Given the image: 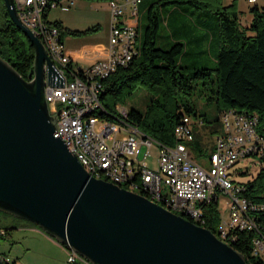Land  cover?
Returning a JSON list of instances; mask_svg holds the SVG:
<instances>
[{
    "label": "water",
    "instance_id": "95a60500",
    "mask_svg": "<svg viewBox=\"0 0 264 264\" xmlns=\"http://www.w3.org/2000/svg\"><path fill=\"white\" fill-rule=\"evenodd\" d=\"M4 3L33 42L35 60L27 79L0 54V210L95 264H249L186 213L86 169L57 131L46 98V85L64 86L65 78L16 0ZM8 256L0 253V264H9Z\"/></svg>",
    "mask_w": 264,
    "mask_h": 264
},
{
    "label": "built area",
    "instance_id": "2783aa9c",
    "mask_svg": "<svg viewBox=\"0 0 264 264\" xmlns=\"http://www.w3.org/2000/svg\"><path fill=\"white\" fill-rule=\"evenodd\" d=\"M141 1L109 0V55L84 68L83 75L71 77L67 71L71 58L64 52L59 27L44 16L47 8L59 5V0H16L22 20L40 37L65 78L64 86L47 84L45 91L50 111L57 117V131L86 169L96 177L142 193L197 221L203 220L204 204L224 191L229 195L230 219L228 226L221 225L220 234L226 236L232 227L256 229L250 214L251 202L239 195L242 186L229 170L242 158L264 154V134L259 130L256 112L234 107L225 110L221 115L220 130L208 156L205 154L202 160L195 155L189 143L195 139L196 133V122L190 115H185L174 128L177 142L167 145L145 135L133 124H121L95 112L101 105L103 80L118 67L127 64L137 50L139 29L135 15ZM118 110L126 116L128 107L118 105ZM122 129L127 133L119 138L118 133ZM155 143L160 152L158 168L152 169L147 158L151 156L150 149ZM143 148L145 152L141 158ZM6 231L0 227V234H6ZM67 252L70 263L95 264L70 246H67ZM253 253L264 255L263 237L255 238ZM6 259L9 264H17L13 263L11 256Z\"/></svg>",
    "mask_w": 264,
    "mask_h": 264
},
{
    "label": "trees",
    "instance_id": "16d2710c",
    "mask_svg": "<svg viewBox=\"0 0 264 264\" xmlns=\"http://www.w3.org/2000/svg\"><path fill=\"white\" fill-rule=\"evenodd\" d=\"M148 1L142 45H137L136 52L127 64L118 67L103 80L101 105L95 112L121 124H133L145 135L152 136L162 144H175L177 136L174 128L183 117L192 116V113L200 116L193 92L197 88L198 80L203 78L205 89L211 91L208 99L214 101L220 112L217 119L220 127L222 113L234 107L256 112L259 117V130L264 134V4H254L251 7L253 14L250 22L243 25L236 0L230 3H224V0ZM182 4L217 15L219 51L216 67L183 66L179 57L185 52V43L181 40H175L169 47L157 46L162 10L167 6ZM49 11L47 8L44 12L45 18ZM206 14L209 15L207 12ZM54 24L59 27L61 42L65 32L75 35L85 32L64 27L60 20H55ZM0 54L25 78L32 77L34 44L12 20L4 0H0ZM67 71L71 77L84 74V68L73 64L72 60L67 66ZM140 85L153 89L154 95L151 96L147 109L143 111L131 106L128 107L127 115H122L118 110L121 94L132 93L133 88ZM206 122H209L206 116L196 121L195 139L189 142L198 157H203L210 149L204 146L199 133V124ZM220 127L216 128V132ZM260 165L259 171L252 179L236 180L242 186L239 195L251 202L250 214L257 225L256 229L232 227L226 236H222L218 193L210 202L204 204L203 220L197 221L187 216L211 228L219 237L231 243L246 255L249 264H264V255L253 253L255 238H264V154L260 157ZM232 172L242 174L246 171L235 167ZM5 228L8 234L9 229Z\"/></svg>",
    "mask_w": 264,
    "mask_h": 264
},
{
    "label": "rangeland",
    "instance_id": "374dc122",
    "mask_svg": "<svg viewBox=\"0 0 264 264\" xmlns=\"http://www.w3.org/2000/svg\"><path fill=\"white\" fill-rule=\"evenodd\" d=\"M232 1L233 0H224V3H230ZM236 1L241 17V23L243 25L248 24L252 18L253 13L251 11V7L256 3H258V5L260 6L264 4V0H257L254 2L249 0ZM68 2L69 0H61L59 1V5L49 8V19L55 20V18H59L61 20H64V22L70 28L85 30L84 33L91 32L88 27L93 25L97 26L98 21H100L99 24L101 25H98L97 29L94 31L97 34L99 32L98 36H91L90 34L83 33L79 35L71 34L69 32L65 33L66 46L69 48H73L77 56H80L82 58H92L99 56L101 54V48L103 47L106 40V37L104 38V35L102 33L107 27V23L105 21L109 18L107 0L100 1L101 4H96V7L94 9L89 7L88 5L87 7L82 8V6L80 5V7L82 8V13L80 14L76 13L75 9L71 10L72 8H74L75 4L70 6L66 5L67 9L63 8L62 5H65ZM148 4V0L140 2V9L138 11V14L135 15L139 29L137 40L138 47L142 45V41L144 38L147 8L149 6ZM206 12L209 13V15L206 14ZM217 23V15L206 10L194 9L185 4L167 6L162 10L160 29L156 44L157 46L161 47H169L175 40H181L185 43V52L179 57V62L183 66L190 68L195 66H207L214 68L217 65V53L219 51V28ZM203 80V78H200L198 80L197 88L193 92V99L197 105V110L200 113V116L192 113V118L194 122L205 116L209 120V122L199 124V133L201 135V140L204 143V146L210 148L214 143L215 135L217 133L216 128L220 127V123H218L217 120L220 117V112L217 110L214 101L208 99V95L211 91L209 89H205ZM152 95H154L152 88L145 85H140L136 88H133L132 93H122L118 104L126 107L136 106L139 109L145 111ZM100 122L98 123L97 128H99ZM126 133L127 132L122 129L121 131H119L118 137L123 138ZM110 143H112V141H110ZM150 150L152 154L147 158V162L150 164V167L152 169H157V159L159 156L160 148L155 143ZM144 152L145 148H143L141 158L144 157ZM206 155L208 156V152L206 153ZM198 158L202 160L203 157L199 156ZM206 163L208 165V161ZM235 167L246 171L242 174L232 173L231 176L236 180L247 181L249 179H252L261 167L260 155H249L245 158L240 159L233 167L229 169L230 172L233 171ZM228 203V193L220 191L218 208L220 211L221 222L225 227L228 226L230 219ZM12 216L10 213L0 210V225H8L7 218ZM27 230L28 229H25L24 231ZM42 231L43 230L38 227V232L44 233ZM27 233L24 234V237L35 234L30 230ZM15 234L17 235V232ZM7 238L8 237L6 236L0 235L1 248L3 245L8 243ZM20 248H23V245H20ZM37 260L41 262H48V264L50 262L49 257L47 256H45L44 258H38Z\"/></svg>",
    "mask_w": 264,
    "mask_h": 264
},
{
    "label": "crops",
    "instance_id": "0c3cea01",
    "mask_svg": "<svg viewBox=\"0 0 264 264\" xmlns=\"http://www.w3.org/2000/svg\"><path fill=\"white\" fill-rule=\"evenodd\" d=\"M61 1V0H59ZM100 1L103 0H69V2L65 5H62L63 8L67 9V6L74 5L76 13L80 14L82 13V8L87 7V5L91 8H95L96 4H101ZM123 1V0H120ZM142 2V1H141ZM82 6V8L80 7ZM78 7V8H77ZM107 9L109 10V18L105 21L107 23V27L105 31L102 33L104 35L105 43L103 47L101 48V54L96 57L92 58H82L80 56H77L75 53V50L73 48H69L66 46V35L64 33L63 43H64V52L71 57V60L73 61V64H77L83 68L88 67L89 65L93 64L95 61L100 59H106L109 55V39H110V31H111V10L109 5V0H107ZM130 5L127 8V14L129 13ZM50 12V11H49ZM49 12L47 16V20L54 23L55 20H60L62 22V25L64 27L70 28L67 26V24L64 22V20H61L59 18H55V20L49 19ZM75 13V12H74ZM100 21H98L97 26L93 25L88 27V29L91 31L89 33H83V34H90L91 36H98V34L94 31L97 29ZM96 26V27H95ZM71 29H78V28H71ZM83 30V29H78ZM12 216V215H11ZM8 225H0L3 227H8V234H0L2 236H6L7 238V244L3 245L1 248L0 245V253L2 255H10L12 258L16 260L18 264H48V262H41L37 260L38 258H44L45 256L49 257V264L58 263V264H73L68 261V252H67V246L60 241H58L56 238L48 234L45 230L41 232H38V225L35 223H31L26 219V221H23L22 218H18L16 216H12L7 218ZM25 229H28L27 231H24ZM17 230V231H15ZM33 231L35 234H31L28 237H24V234H26L28 231ZM17 232V235L15 234ZM28 234V233H27ZM20 245H23V248H20ZM37 258V259H36ZM45 260V259H44Z\"/></svg>",
    "mask_w": 264,
    "mask_h": 264
},
{
    "label": "flooded vegetation",
    "instance_id": "af4514ba",
    "mask_svg": "<svg viewBox=\"0 0 264 264\" xmlns=\"http://www.w3.org/2000/svg\"><path fill=\"white\" fill-rule=\"evenodd\" d=\"M0 227H3V226H0ZM3 228H5V227H3ZM6 229V228H5ZM6 234H7V231H6Z\"/></svg>",
    "mask_w": 264,
    "mask_h": 264
}]
</instances>
